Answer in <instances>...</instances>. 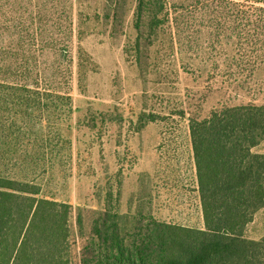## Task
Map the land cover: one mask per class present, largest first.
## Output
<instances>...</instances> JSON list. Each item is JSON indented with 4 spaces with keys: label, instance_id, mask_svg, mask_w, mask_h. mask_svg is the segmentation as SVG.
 Masks as SVG:
<instances>
[{
    "label": "trees",
    "instance_id": "1",
    "mask_svg": "<svg viewBox=\"0 0 264 264\" xmlns=\"http://www.w3.org/2000/svg\"><path fill=\"white\" fill-rule=\"evenodd\" d=\"M69 2L0 0V264H71V205L38 196L40 177L68 162L71 98L56 88L68 74ZM134 17L135 27L228 30L237 75L264 63V0H135ZM188 131L202 226L102 207L80 264H264V236L243 234L264 207V154L251 151L264 103L221 105L188 118Z\"/></svg>",
    "mask_w": 264,
    "mask_h": 264
},
{
    "label": "rangeland",
    "instance_id": "2",
    "mask_svg": "<svg viewBox=\"0 0 264 264\" xmlns=\"http://www.w3.org/2000/svg\"><path fill=\"white\" fill-rule=\"evenodd\" d=\"M134 1L69 2L68 74L56 88L71 98L62 127L68 162L40 177L38 196L71 205V264H80L102 207L202 226L188 118L264 103V63L235 74L228 30L216 38L211 27H135ZM243 234L264 236V207Z\"/></svg>",
    "mask_w": 264,
    "mask_h": 264
},
{
    "label": "crops",
    "instance_id": "3",
    "mask_svg": "<svg viewBox=\"0 0 264 264\" xmlns=\"http://www.w3.org/2000/svg\"><path fill=\"white\" fill-rule=\"evenodd\" d=\"M251 151L254 153L264 154V139L261 140L257 145L253 146Z\"/></svg>",
    "mask_w": 264,
    "mask_h": 264
}]
</instances>
